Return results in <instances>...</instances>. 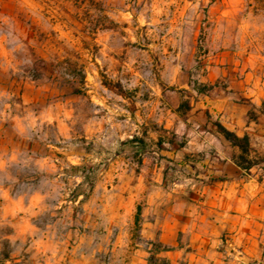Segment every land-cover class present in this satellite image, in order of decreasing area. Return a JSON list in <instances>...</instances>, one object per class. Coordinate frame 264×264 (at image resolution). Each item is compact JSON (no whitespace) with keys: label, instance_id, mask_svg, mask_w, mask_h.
Returning <instances> with one entry per match:
<instances>
[{"label":"rangeland","instance_id":"374dc122","mask_svg":"<svg viewBox=\"0 0 264 264\" xmlns=\"http://www.w3.org/2000/svg\"><path fill=\"white\" fill-rule=\"evenodd\" d=\"M261 160L264 0H0V264H264Z\"/></svg>","mask_w":264,"mask_h":264},{"label":"trees","instance_id":"16d2710c","mask_svg":"<svg viewBox=\"0 0 264 264\" xmlns=\"http://www.w3.org/2000/svg\"><path fill=\"white\" fill-rule=\"evenodd\" d=\"M218 127L221 130L223 137L238 149L236 157L237 161L235 163L239 168L249 171L254 165L258 164V162H255L250 158V146L247 136L240 138L227 131L220 124H218ZM261 161L264 162V160Z\"/></svg>","mask_w":264,"mask_h":264}]
</instances>
